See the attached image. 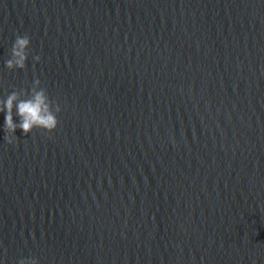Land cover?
<instances>
[{"label":"water","instance_id":"1","mask_svg":"<svg viewBox=\"0 0 264 264\" xmlns=\"http://www.w3.org/2000/svg\"><path fill=\"white\" fill-rule=\"evenodd\" d=\"M36 79L59 123L0 113V264H264V0H0V100Z\"/></svg>","mask_w":264,"mask_h":264},{"label":"clouds","instance_id":"2","mask_svg":"<svg viewBox=\"0 0 264 264\" xmlns=\"http://www.w3.org/2000/svg\"><path fill=\"white\" fill-rule=\"evenodd\" d=\"M29 44L30 38L27 35L16 37L11 48V58L6 61L9 70L25 68ZM33 59L39 61L40 57L35 56ZM40 85L41 81L36 79L30 92L25 89L15 90L6 100H0V113L5 114L4 140L8 144H14L18 140L15 134L17 129L22 130L23 135H28L34 129L51 133L57 128V114L61 109L49 99L46 89ZM14 109L18 122L14 119ZM19 264H38V261L35 258L22 259Z\"/></svg>","mask_w":264,"mask_h":264}]
</instances>
